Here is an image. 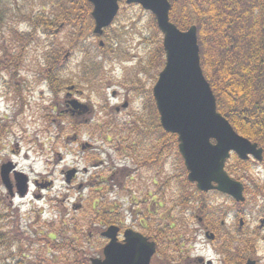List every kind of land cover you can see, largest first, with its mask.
<instances>
[{
  "label": "rangeland",
  "instance_id": "obj_1",
  "mask_svg": "<svg viewBox=\"0 0 264 264\" xmlns=\"http://www.w3.org/2000/svg\"><path fill=\"white\" fill-rule=\"evenodd\" d=\"M176 4L175 13L180 14L182 7H191L192 2L176 0ZM89 10L80 0H0V164L13 162L31 180L30 194L25 199L17 198L13 206L0 184V233L16 236L2 264H90V258L100 257L102 250H97V244L102 242L96 241L97 236L91 238L89 230L104 229L98 226L97 218L104 202L97 200L100 196L93 187L78 186L86 185L91 176L104 170L110 177L121 166L135 172L123 187L114 183L108 188L104 199L106 222L109 219L119 225L121 220L140 229L143 215L138 211L144 207L140 200L153 192L159 215H166L167 210L175 215L167 219L170 233L185 226L179 249L190 252L176 262L194 264L186 255H200L212 264H221L218 257L224 241L220 245L210 243L199 231L197 219H189L184 225L186 220L176 217L186 215L187 203L181 190L194 196L196 189L187 180L175 138L161 128L155 108L153 89L165 66L163 35L155 16L123 2L105 36L97 37L89 22L91 17L87 18ZM50 56L58 57L60 89L54 90L46 81L48 67L53 65L47 64ZM71 85L76 87V98L92 109L78 122L82 124L79 132L77 123L61 113L66 109L64 101ZM127 127L135 139L125 131ZM74 134L83 142H94L96 150H81L69 139ZM142 139L153 146L161 143L156 150L163 155L157 174L150 169L138 171L135 165L140 163L141 148L137 144ZM99 161L108 168H92ZM229 165L236 176L244 178L238 180L244 184L245 202L236 203L217 192L199 198L205 199L211 214L218 211L223 215L221 227L225 232L233 236L244 233L252 240L251 252L243 257L251 256L257 264H264V162L252 159L245 168L233 156L227 168ZM75 167L80 170L77 182L67 185L64 173ZM84 168L89 172L84 173ZM141 176L147 179L142 193L138 182ZM36 182L52 185L41 188ZM75 204H82L81 210H76ZM196 205L187 207L188 215ZM211 230L218 233L214 227ZM167 253L171 251L158 245L151 264H171Z\"/></svg>",
  "mask_w": 264,
  "mask_h": 264
},
{
  "label": "water",
  "instance_id": "obj_2",
  "mask_svg": "<svg viewBox=\"0 0 264 264\" xmlns=\"http://www.w3.org/2000/svg\"><path fill=\"white\" fill-rule=\"evenodd\" d=\"M123 0H88L93 5L94 34L103 35L116 18ZM127 4L140 5L156 16L162 32L166 64L153 89L160 115V123L167 133L178 135L179 151L185 161L189 180L202 192L217 190L236 202L245 201L241 182L229 177L225 171L232 153L240 160L252 156L264 160L263 149L257 143L239 135L217 110V100L201 67L197 27L181 31L170 20L169 0H126ZM213 141L215 143H213ZM15 169L11 163L0 169L3 185L11 197H15L10 174ZM76 170L67 173L66 182L71 183ZM17 193L24 198L29 190L28 177L15 172ZM264 221H262V225ZM120 229L111 226L104 236L109 243L103 250V258L91 259V264H151L157 244L148 237L129 230L119 242ZM214 238V235H211ZM246 264H256L248 260Z\"/></svg>",
  "mask_w": 264,
  "mask_h": 264
},
{
  "label": "trees",
  "instance_id": "obj_3",
  "mask_svg": "<svg viewBox=\"0 0 264 264\" xmlns=\"http://www.w3.org/2000/svg\"><path fill=\"white\" fill-rule=\"evenodd\" d=\"M80 1L85 7L86 1ZM190 1L191 7L183 6L180 14H177L176 1L172 0L171 19L173 17L172 21L181 30H188L191 25L197 26L201 65L217 98L219 112L238 133L264 149V0ZM189 13H193L191 25ZM48 63L53 65L48 67L46 81L54 90L60 89L56 75L58 57L50 56ZM125 131L135 139L132 129L127 127ZM234 158L242 167L246 168L250 164ZM228 168L237 180L244 179L241 175L236 176L234 167L229 165ZM201 211L204 214L208 211L206 201ZM209 219L207 216L206 220ZM218 221L213 219V223L220 226ZM243 234L237 235L236 241L228 238L229 244L235 243L240 254L237 264H245L251 258L243 257L251 252L252 244V240ZM15 237V233H0V264L7 258L6 251L9 253L11 240L14 241Z\"/></svg>",
  "mask_w": 264,
  "mask_h": 264
},
{
  "label": "flooded vegetation",
  "instance_id": "obj_4",
  "mask_svg": "<svg viewBox=\"0 0 264 264\" xmlns=\"http://www.w3.org/2000/svg\"><path fill=\"white\" fill-rule=\"evenodd\" d=\"M258 12V11H257ZM106 34V31H105ZM104 34V36H105ZM67 58V57H66ZM74 93L70 94V98H75L76 99V90L74 89ZM68 94V93H67ZM72 100V101H71ZM70 101L65 100L64 101V107L66 109H61L62 110V115L63 116H68L70 117L73 122L76 124L75 128L77 129L76 132H79V128L82 126V124H79L78 122L83 119L84 117V112H92V109L90 107L89 104H86L85 106H81L78 102H81L79 99H77V102H75L76 100L71 99ZM83 103V102H81ZM90 111V112H89ZM68 114V115H67ZM87 115V114H85ZM94 139V136L92 137ZM98 139H100V137H98ZM103 141V139H101ZM73 141L75 144H77L78 147L82 148L86 146V143L84 144V142L82 141L81 138H78V135L75 134V137L73 138ZM94 142L91 143V145L88 147L89 149H93L92 151H95V145L93 144ZM90 144V143H87ZM165 144H169L168 142H165ZM139 146H137L138 148H141V152L138 156L140 163L135 164L137 166L138 171L139 170H146V169H150L151 171L155 172V174H157L158 172L157 169L159 167V162L161 163L162 154H159L156 150L158 147L161 146V143H158L157 146H153L151 143L146 142V140L142 139L141 141L138 142ZM95 170H101V168H108V165H106V163L104 161H99L98 163L93 165ZM160 166H165V164H160ZM77 169V168H76ZM78 170V174L76 175V177L74 178V184L77 182V177L80 174L79 169ZM85 173H88V169H84ZM135 172V170L133 169H129V168H124V166H121V169H117L115 172L112 173V175L109 177V173L107 170H104L100 172V174L95 173L93 176L90 177L89 180H87V184L83 185L80 184L78 186L79 189H82L83 186H88V187H93L94 190H96L100 196V198H98L97 200L99 201L100 199L103 200V202L105 203V194L108 191V188L112 185L115 186L114 183H116V185H120L121 187L124 186L125 182L127 181V179L131 178V175ZM152 180V178H151ZM147 179H145L144 177H140V179L138 180L139 184H140V188L139 190L141 191H145V183H146ZM100 184L101 188L99 190H97V185ZM153 184H155V182H153ZM144 185V186H143ZM182 192V198L184 200V204L185 206H189L191 204L196 205V203H199V200L197 199L195 202V198L191 199V196H189L188 193H186V191L184 189L181 190ZM149 198L148 200L146 198ZM156 197V194H153V192L151 193H147V195L143 196L144 200H140V202L142 203L143 209L138 211V215H143L141 221H142V226L140 229H135L141 233H143L144 235L148 236L149 238H152L154 241L157 242V245L159 246H163L167 251H171V253H167V260L168 262L171 261V264H178L176 262V260L178 259H182L183 256L186 254V252H190V250H185L184 248L179 249L181 247V244L183 243V235H182V231L184 230L185 226L183 227L182 230H173V233H170L171 230V224L170 221L167 220L168 218H174L175 215H169V211L167 210L166 215H159L158 212V202L157 200H155L154 198ZM101 204V211L100 214L101 215H106V209H105V205ZM107 205V204H106ZM76 210H81L82 208V204L79 205H74ZM161 207V206H160ZM185 208L184 212H186V215H176L179 216L182 219L186 220V224L184 225H188L189 223V219H197L200 227H199V231H203L204 232V236L207 239V241H209L210 243L216 242L220 245V242L223 243L224 241V245H223V252H219V257H218V261L221 264H237V254H236V248L235 246H232L229 244L228 242V238L232 239L235 238V236H233L232 234H229L227 232H225L226 230L222 227H219L218 230V236L220 237L219 240H217V237L212 240L211 239V232H213V230H211V222H209L208 224L205 222V217L204 215H201L199 213V205H196L195 207V211L191 214L188 215V212L190 210V208ZM96 208V206H95ZM158 216H160V218H158ZM235 219H236V215H234ZM140 221V222H141ZM165 222V223H163ZM101 223H103V220L101 221ZM156 223L157 227L153 228L152 224ZM119 224L121 226V241L123 240L122 236L124 234V231L127 229H133L131 227H127L126 224H124L123 222H121V220H119ZM143 225H145L143 227ZM132 227L137 228L135 225H133ZM166 227L168 228V231H166ZM225 231H224V230ZM102 231H99L98 233L94 232V227H92L89 230V236L91 238H94L97 235H102ZM215 233V232H213ZM221 234H224V237H221ZM216 235V233H215ZM236 235V233H235ZM102 237V236H101ZM151 239V240H152ZM102 241L106 244L107 240L104 239L102 237ZM218 245V246H219ZM174 250V251H173ZM172 252H176L177 255L174 256ZM186 257L188 258V261L190 263H194V264H212V262L210 261H206L205 257L203 256H196L194 258L191 257V255H186ZM214 263V262H213Z\"/></svg>",
  "mask_w": 264,
  "mask_h": 264
}]
</instances>
